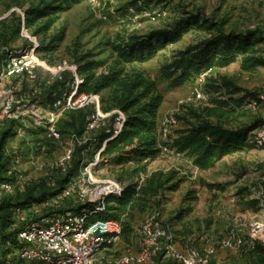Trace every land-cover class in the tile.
<instances>
[{
    "label": "rangeland",
    "instance_id": "1",
    "mask_svg": "<svg viewBox=\"0 0 264 264\" xmlns=\"http://www.w3.org/2000/svg\"><path fill=\"white\" fill-rule=\"evenodd\" d=\"M45 1L64 7V11H59L54 16L56 21L47 35L34 36L33 30L24 29L22 17L29 8L41 5L42 0H0L1 50L19 51L32 46V41L38 45H48L53 36L62 30L66 31L65 41L58 52H37L40 61L53 73L41 70L36 83H31L26 77L5 81L4 85L16 91L18 89L20 96L40 88L47 79L55 81L54 75H63V81L68 84L73 77L81 82L83 76L77 72L80 63L84 62L79 60L87 55L91 58L86 61L102 63V67L96 70L97 74L108 71L117 63L113 46L132 36L144 37L154 31L169 29L172 23L188 16L202 14L217 22L226 20L227 32H255L261 33L264 38V0H79L77 3L72 0ZM205 36L206 34L192 29L185 33L182 41L168 44L151 61L142 65L119 67L132 78L137 74L143 75L156 85L163 96L157 118L161 153L155 162L149 164L147 172L135 182L143 186L154 176L159 179L174 176L175 180L164 187V191L157 197L144 199L142 203L145 210H135L125 218L131 230L123 235L120 243L105 253L102 264H121L126 256L136 257L141 248L142 227L153 215H157L158 222L172 235L175 251L180 256L185 257L194 248L201 253L203 261L200 264L256 262L252 245L264 243V240H252L251 224L259 220L264 207V148L227 156L214 169L203 172L194 167L190 158L179 154L172 147L179 132L187 127L183 117L190 118L191 113L196 112L207 118L206 110L215 107L214 99L229 97L224 87L227 80L243 90L235 97L255 95L260 100L246 99L238 115L231 118L226 126L239 129L256 121L264 123V99H261L264 98V67L247 72L237 62L227 68H214L203 83L198 82L195 76L179 88L169 86V82L162 75V69L175 61L181 51ZM257 49L259 56L264 57V42ZM219 87L221 89L217 90ZM103 95L108 96V92ZM34 99L37 102L36 107L26 108L24 122L10 121L0 128V143L6 133L4 152L5 159L10 161L8 177L11 179L9 190L4 191L2 185L0 186V203L10 197H22L30 188H36L35 195H41L43 192L39 190L44 183L48 186L54 176L66 172L65 168L68 172L74 170L75 165L72 167L71 163L74 155L77 159H82L78 184L87 181V170L90 168L94 179L117 182L116 177L123 173V167L110 161L106 164L101 161L102 157H99L101 164H98L93 154L96 146L92 147L90 153L80 154L79 147L82 144H78L71 134L61 135L51 146L40 148L29 130L45 128L50 121L56 124L64 113L56 111L54 105L45 102L40 94ZM72 104L73 107L87 104L84 108L92 107L99 113L101 117L97 119L94 129L111 128L112 125L115 127L117 123L113 122V115L117 111L106 114L101 109V96L86 101L79 98ZM119 114L122 113L118 112V117ZM169 118L175 119L178 124L166 126L165 121ZM8 131H12L11 137L7 134ZM92 163L97 165L91 167ZM130 165L133 164H127V167ZM125 176L128 177L127 174ZM122 183L127 186L129 181ZM177 183V191L169 190V187ZM55 204H34L31 208L17 210V220L24 222L31 215L33 220H38L43 214L51 212L50 210L74 208L72 205L64 207L62 203ZM52 205L54 208L49 207ZM1 247L2 245L0 259L8 260L11 253ZM129 264L184 262L160 250L147 262Z\"/></svg>",
    "mask_w": 264,
    "mask_h": 264
},
{
    "label": "trees",
    "instance_id": "2",
    "mask_svg": "<svg viewBox=\"0 0 264 264\" xmlns=\"http://www.w3.org/2000/svg\"><path fill=\"white\" fill-rule=\"evenodd\" d=\"M78 1L72 0L75 3ZM59 11H64V7L42 0L41 5L33 6L25 12L24 29L33 30L34 36L47 35L56 21L54 16ZM227 24L226 20L217 22L215 19H207L204 15L199 14L180 19L172 23L169 29L154 31L144 37H129L126 41L113 46L117 54V63L110 70L100 74H97L96 70L102 67L101 62L86 61L91 58L88 55L79 60L84 63H80L77 73L83 76V79L78 85V93L75 98L80 95L101 96L103 112L111 114L117 111V114L113 115V122H117L118 112L124 114V126L117 136L114 134V125L111 128L90 129L89 125L94 122L93 116L96 110L88 107L63 111L64 115L56 123L57 130L62 136L71 134L78 144H82L79 147L80 154L90 153L93 150L92 147L96 146L95 153L93 151L96 156L103 149L101 152L103 160L123 167V173L116 177L117 182L121 184L127 180L129 183L127 186L122 183L124 188L122 197L111 196L108 198L106 210L102 213L93 212V203L81 204L73 200H65L62 203L64 207L72 205L74 208H71L70 211L76 213H81L84 210L91 212L90 221L114 220L120 222L123 229L122 237L130 232L131 228L125 222V218L135 210H145L142 201L157 197L164 191V187L174 182L175 178L170 176L166 179H159L154 176L152 179H148L143 186L135 182L137 178L147 172L149 164L155 162L161 153L157 118L163 96L156 85L143 75L137 74L132 78L119 67L142 65L151 61L168 44L182 41L185 33L193 29L206 34V36L181 51L175 61L162 69V75L169 82L171 88L183 86L205 70L227 68L237 62H240L242 69L247 72L263 68L264 57L259 56L257 49L258 45L264 42L261 33L227 32L225 30ZM65 38L66 31L62 30L52 37L48 45L40 44L37 52L54 54L59 51ZM8 51L11 50H3L0 54V64L7 57ZM40 71L41 69L38 73ZM63 79L64 76L59 75L48 89L45 86L42 87L40 96L45 99V102L54 105L63 98L66 92L73 91V85L76 86L75 78L73 77L69 84L65 83ZM224 87L229 97L214 99L215 107L206 110L207 118L196 112L191 113V120L186 117L182 118L187 127L179 132L178 138L172 145L179 154L190 158L194 167L203 172L214 169L227 156L257 148L253 133L263 124L262 121H256L250 126L239 129L227 127V122L238 115L246 99H258V101L260 99L255 95L235 97L239 96L243 90L236 87L231 81H225ZM219 89L221 88H217V90ZM105 92H108V96L103 95ZM28 93L33 95L34 89ZM11 132H7L10 134L9 137L12 136ZM29 132L36 139L40 148L51 146L55 142L49 137L48 128L38 127L35 130H29ZM5 140L6 133L0 143V186L11 182L8 177L10 161L5 159ZM71 163L72 167L73 164L75 165L74 170L68 172L67 169L66 172L54 176L48 186L44 183L39 190V192H43L41 195H35L36 188H30L22 197H10L0 203L1 249L7 250L8 253L16 251L21 246L16 242L15 237L22 227L38 222L43 217L69 211V209L54 211L49 209L51 212L43 214L38 220H33L31 215L24 222L18 221L16 217L17 210L31 208L34 204L52 203L57 195L81 177L82 159H77L74 155ZM127 164L133 165L127 167ZM126 167L127 169L124 170ZM178 189V183L169 187L171 191ZM49 207L52 208L53 205ZM8 243H11L12 246L8 247ZM252 254L256 255L255 264H264V243L254 245Z\"/></svg>",
    "mask_w": 264,
    "mask_h": 264
},
{
    "label": "built area",
    "instance_id": "3",
    "mask_svg": "<svg viewBox=\"0 0 264 264\" xmlns=\"http://www.w3.org/2000/svg\"><path fill=\"white\" fill-rule=\"evenodd\" d=\"M23 19V27L25 24V16ZM19 51H8L7 57L0 64V128L6 122L25 121L27 116V107H36L35 95L42 93V87L46 89L51 85L52 81H46L40 88L34 89L33 95H19L18 89L7 88L4 83L12 78L26 77L31 83L39 81V70L53 73L51 69L43 64L38 57V43ZM4 50V49H3ZM0 49V54L3 52ZM6 50V49H5ZM210 70H205L196 76L198 82L203 83L207 80ZM59 75H54L56 79ZM53 78V79H54ZM81 82L76 80L73 91L65 93L63 98L54 104L56 111L63 112L66 110L83 109L86 105L73 107L72 102L79 98L88 100L96 99L97 96L80 95L75 98L78 93V85ZM260 99V97H259ZM261 99H264L261 97ZM98 104L100 102L98 101ZM100 110V108L98 107ZM99 113L93 116L94 122L89 125L90 129H94V125ZM125 116L119 114L117 123L114 127V134L117 136L124 126ZM178 121L169 118L166 119V126H176ZM48 126V127H47ZM45 128L49 129V137L53 140L60 138L56 124L51 121ZM254 141L257 148H264V123L253 133ZM167 150V149H166ZM101 149L96 155V162L101 161L106 164L107 160L99 161L101 157ZM97 163H92L91 167ZM96 164V165H95ZM101 164V163H100ZM91 169V168H90ZM89 169V170H90ZM88 172V179L83 183L73 182L62 193L57 195L52 203H63L65 200H73L76 203L94 204V213H102L106 210L107 200L111 196L122 197L124 188L121 184L106 180H96L93 175ZM66 171V168H65ZM80 179V177L78 178ZM9 183L2 185V190H9ZM89 211L76 213L66 211L62 214H55L49 217H43L38 222H33L20 229L15 240L21 246L16 251L9 254L8 260H1L0 264H102L105 253L122 240V224L114 220H97L90 221ZM2 230L0 228V246L2 245ZM252 240L261 242L264 240V207L262 216L259 220L251 224ZM12 244L8 243V247ZM254 246V245H252ZM160 250L166 251L171 257L180 258L184 264H200L203 261L201 253L197 249H190L189 254L180 256L176 253L173 245V237L168 230L158 222L157 215L150 216L142 227V240L139 254L136 257L126 256L121 264H129L131 262L144 263L149 261ZM182 257V258H181Z\"/></svg>",
    "mask_w": 264,
    "mask_h": 264
},
{
    "label": "water",
    "instance_id": "4",
    "mask_svg": "<svg viewBox=\"0 0 264 264\" xmlns=\"http://www.w3.org/2000/svg\"><path fill=\"white\" fill-rule=\"evenodd\" d=\"M107 144V143H106ZM106 144H105V146H106Z\"/></svg>",
    "mask_w": 264,
    "mask_h": 264
}]
</instances>
